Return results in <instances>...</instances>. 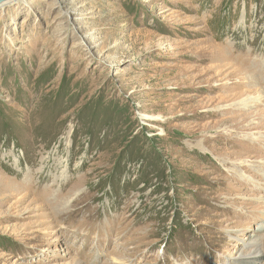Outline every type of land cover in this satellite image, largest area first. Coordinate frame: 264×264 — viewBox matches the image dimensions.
Masks as SVG:
<instances>
[{
    "label": "rangeland",
    "instance_id": "374dc122",
    "mask_svg": "<svg viewBox=\"0 0 264 264\" xmlns=\"http://www.w3.org/2000/svg\"><path fill=\"white\" fill-rule=\"evenodd\" d=\"M255 249L264 264V0L0 4V264Z\"/></svg>",
    "mask_w": 264,
    "mask_h": 264
},
{
    "label": "bare ground",
    "instance_id": "6f19581e",
    "mask_svg": "<svg viewBox=\"0 0 264 264\" xmlns=\"http://www.w3.org/2000/svg\"><path fill=\"white\" fill-rule=\"evenodd\" d=\"M5 4V3H4ZM3 5V4H2ZM261 98L262 97H259V98H255V100H253V101H247L248 99H246V100H243L242 102H241V104H243V105H249V104H251V103H253V102H258V101H260L261 100ZM252 240H253V238H252ZM257 242L258 241H256V240H254V243H255V245L257 244ZM246 254H248V255H243V253H241L238 257H237V259H239V260H241L240 262L241 263H244V264H259L260 262V251L259 250H256L255 249V251L254 252H249V253H246Z\"/></svg>",
    "mask_w": 264,
    "mask_h": 264
},
{
    "label": "water",
    "instance_id": "95a60500",
    "mask_svg": "<svg viewBox=\"0 0 264 264\" xmlns=\"http://www.w3.org/2000/svg\"><path fill=\"white\" fill-rule=\"evenodd\" d=\"M4 1H6V0H0V4H1L2 2H4Z\"/></svg>",
    "mask_w": 264,
    "mask_h": 264
}]
</instances>
